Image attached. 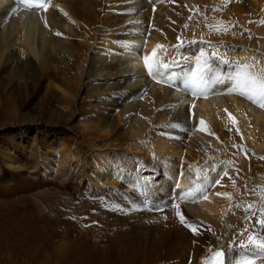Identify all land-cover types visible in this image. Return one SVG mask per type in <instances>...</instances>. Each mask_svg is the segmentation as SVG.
Here are the masks:
<instances>
[{
  "label": "bare ground",
  "instance_id": "bare-ground-1",
  "mask_svg": "<svg viewBox=\"0 0 264 264\" xmlns=\"http://www.w3.org/2000/svg\"><path fill=\"white\" fill-rule=\"evenodd\" d=\"M50 2L0 0V115L21 116L11 87L21 72L34 87L52 70L39 120L56 144L28 172L0 159V264H203L216 249L226 264H264L239 246L264 236V96L250 99L245 85L249 69H264V0ZM181 56L186 73L171 68ZM108 70L109 92L125 72L143 103L124 104L113 121L105 107L120 101L95 82L80 97L101 110L87 102L76 115L82 80ZM143 184L157 189L149 196ZM162 194L171 205L158 210Z\"/></svg>",
  "mask_w": 264,
  "mask_h": 264
},
{
  "label": "rangeland",
  "instance_id": "rangeland-1",
  "mask_svg": "<svg viewBox=\"0 0 264 264\" xmlns=\"http://www.w3.org/2000/svg\"><path fill=\"white\" fill-rule=\"evenodd\" d=\"M53 1H55V0H51V2H53ZM219 11H220V8L217 9V12H219ZM9 12L10 11L7 10V8L3 11L4 14L5 13L8 14ZM233 21L234 22H232V28L235 31L237 29V27L238 28L240 27V25L238 24L237 20H233ZM240 28H242V26ZM141 30L144 31V35H146L147 31H150V29L148 27H146V30L145 29H141ZM236 31H237L236 33H238V31H240V29H237ZM193 45L195 47H197L199 50L204 49L205 51H208L207 49H205L207 44L202 42V41H198V42L195 41V42H193ZM186 46H189V43H187ZM213 61L214 60L212 59L209 61V63H211ZM20 62L21 61L19 59H16V58L12 59L11 62L8 63V68L10 70H13L16 67H19V65H21ZM171 68L174 71H181L184 73L188 72L186 70V69H188L187 65L184 61V57H182V56L180 57L179 61L176 62V64L171 66ZM166 69L168 70L169 66L166 67ZM121 71H125V70L121 69ZM52 72H53L52 70H47V72L45 73V77H41L42 80H40L38 85L34 84V87H32L33 82H29L32 80L30 79L29 75H26L28 73L25 74L24 72H21L22 73V75L20 76L21 78L16 77L15 78L16 81L14 80V82L12 83L13 86H11L12 89L17 87L16 89H13L14 90L13 96L16 95L14 97L15 98L17 97V98H16V100H12V101L14 102V106H13L14 110L16 109L17 114L21 115V116L16 117V116H12L10 114L9 115L8 114H1L0 115V122H2V124L0 123V159L2 157H3L2 159L8 158V159L15 162V163H13L14 165L24 167L25 171H27V172L31 171V168H30L31 165H33L34 163H36L38 161V153L37 152H39V150L46 149V147L49 149V148L56 146L55 139L53 138V136L50 133H48V129L51 128V125L48 124V126L46 125L47 126L46 128H43V126H41L43 124L39 120L41 112H42V114H41V116H42L43 113L47 112V110L50 108L49 107L50 101L48 100L49 99V91H48L49 90V88H48L49 87V82H48L49 80H47L46 78L48 76L50 77ZM93 73L94 74H93V77L91 79H83L84 81L82 80V82L80 83L79 88H81V89L83 88L82 89L83 91L80 89L79 97H77V99H75L74 105H75V114L76 115L83 112L84 109H83L82 105H84L87 102H88V104L91 103L90 107H92V109L101 110L102 105L97 103V100L95 99V97L92 98V100H93V101L91 100L92 102H89V100H87V102H85L83 100L84 96L80 97L81 94L86 89V87H87L86 85H88V86H89V84L94 85L95 82H98L99 84L100 83L105 84V85L103 84L104 86L100 85L101 86L100 89H102L101 92H103V90H104L105 96L107 95V97H108V95L109 96L112 95L113 97L115 96L120 101V102H116V103H111V104L115 105V107L112 105L109 106L108 108L105 107L106 109H108L107 111H108L109 118H111L113 121H116L117 113L118 114L121 113V111L123 110L122 106L124 104H130L131 102L143 103V101H144L143 97L139 98V96H137V98H136V97H133V95H131L132 92L130 91V89L136 88L137 84L135 82H137V80L129 79L130 77H128V75L125 72H121L120 75H118V77H120L122 75L120 78H122L123 81L120 84H122V83L123 84L121 85V89H119L115 92H109L108 91V89H109L108 87H110L109 85L111 84V80H110L111 78H109L110 76H108V75L113 74L112 71H110V70L106 71L105 75H102V77L99 76L100 78L95 74V72H93ZM122 73H124V74H122ZM106 75H107V77H106ZM104 78H105V80H104ZM20 80H22V81H20ZM100 80H102V81H100ZM158 80L162 81V79H158ZM93 81H94V83H93ZM82 83H83V85H82ZM129 84L131 85V87ZM135 84H136V86L134 87ZM125 85H128L129 88L127 87V89H126ZM170 85L174 86V84H170ZM35 86L36 87L38 86V87L35 88ZM20 88H22V91H20L21 90ZM24 88H26V89L28 88L27 90H29L31 94L29 93V91H26V89H24ZM33 88H35V89H33ZM100 89H99V91H100ZM13 90H10V91H13ZM16 90H17V94H15ZM131 90H133V89H131ZM18 91H19V93H18ZM119 91H120V93H119ZM23 93H25V94H23ZM109 93H112V94H109ZM128 93H130L131 97H128L127 100H123L122 97L124 95L127 96ZM43 94H45V95L43 96ZM32 95L33 96L35 95V96L33 97ZM41 95H42L43 100H42V98H40ZM139 100H141V101H139ZM93 102H94V104H93ZM80 103H81V105H80ZM88 104L87 105L85 104V107H88L89 106ZM104 104H106V102ZM186 107L187 106L184 107L185 109L183 108L182 110H180L184 114H186V112H187ZM47 122H49V121H47ZM60 127L61 128L64 127L65 129L67 128L66 131L68 130L67 132L69 133L70 138H75V139L81 141L82 138H81V135L79 133H77V132L75 133L74 131H72V129L69 130L68 127L65 126L64 124H63V126L61 125ZM191 127H193V124ZM77 136H79V137H77ZM31 140H32V142H31ZM36 142H37V144H36ZM29 146H31V147H29ZM35 150H36V152H35ZM29 152H32V153H29ZM31 154H32V156H31ZM35 155H37V156H35ZM5 168L9 170V167H7V165H5ZM157 174H159V173H157ZM153 176L157 177V175H155V174H153ZM159 177H160V179H162L161 178L162 175L160 176V174H159L157 179H159ZM143 182H146V181L144 180ZM156 182L158 183L157 180H156ZM140 184H142V183L138 184V186L136 187V192H137V188L140 186ZM208 184H211V182L209 181ZM143 185H144V190H146L147 193H148V191H150V193H148L149 196H151V194H153L155 192V190L157 189V188H152V186L151 187L147 186L146 184H143ZM137 194H138V198H139L140 192L138 191ZM143 196L147 197L146 194ZM158 199H160V200H156L155 205H154V207L157 208L158 210L161 208L167 209L171 205V201L169 203L167 197L164 195ZM153 201H155V200H153ZM146 205L148 208L152 207L151 203H149V202H146ZM13 209H18V208H15L13 206Z\"/></svg>",
  "mask_w": 264,
  "mask_h": 264
},
{
  "label": "snow or ice",
  "instance_id": "snow-or-ice-1",
  "mask_svg": "<svg viewBox=\"0 0 264 264\" xmlns=\"http://www.w3.org/2000/svg\"><path fill=\"white\" fill-rule=\"evenodd\" d=\"M37 7L47 9L48 4L44 2V0H41V3L36 5ZM59 35V33H57ZM162 47V46H158ZM155 55V53H154ZM145 59V65L148 68L149 74H153V64L148 63V57H144ZM157 69H163L168 67V65L164 64H157ZM194 79L193 83H197V73L191 74ZM199 81H202L204 79L203 75H199ZM245 85L248 88V95L249 98H255L256 96H264V69H261L259 71H252L249 69L246 78H245ZM261 107H264V102L260 103ZM227 111V110H225ZM229 115H231L229 113ZM201 124H203V121H201ZM207 199V197H204ZM178 207V206H177ZM248 209H251V205L247 206ZM181 220H184V217L181 216ZM258 223L262 226H264V218H261ZM195 231V229H193ZM240 236L243 237L244 233H240ZM239 246L242 250L245 252L251 251L255 253V255L261 259H264V236L257 237L256 235H248L247 241H244L243 239L239 242ZM224 253L222 251H216L213 254L212 258V264H224L223 260ZM237 264H255V259L249 258L248 256H242V258L237 262Z\"/></svg>",
  "mask_w": 264,
  "mask_h": 264
}]
</instances>
